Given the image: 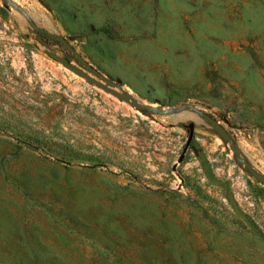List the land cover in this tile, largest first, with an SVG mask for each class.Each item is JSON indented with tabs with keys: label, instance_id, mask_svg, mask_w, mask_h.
I'll return each mask as SVG.
<instances>
[{
	"label": "rangeland",
	"instance_id": "1",
	"mask_svg": "<svg viewBox=\"0 0 264 264\" xmlns=\"http://www.w3.org/2000/svg\"><path fill=\"white\" fill-rule=\"evenodd\" d=\"M202 112L264 174V0H0V264H264V184Z\"/></svg>",
	"mask_w": 264,
	"mask_h": 264
},
{
	"label": "water",
	"instance_id": "2",
	"mask_svg": "<svg viewBox=\"0 0 264 264\" xmlns=\"http://www.w3.org/2000/svg\"><path fill=\"white\" fill-rule=\"evenodd\" d=\"M59 41L69 45L68 41L65 38H63V37H60ZM71 50L74 53H76L73 48H71ZM53 57L56 60H58L60 62H63L65 65H67L70 69L74 70L76 73H78L81 76L85 77L88 80V82L94 83L98 87L103 88L104 90L108 91L109 93L113 94L114 96L118 97L119 99L128 102L131 106L136 107L137 109H139L141 111H153V112H156L158 114H175V113H178V112L184 110L185 108L194 107L192 104H186V105H182V106H179V107H171V108L164 109L162 107L152 106L151 104L141 103L132 94L113 88L112 80L107 78L105 75H103L101 72H99L96 68H94L92 65L87 63L82 58H79L81 60V62L89 70H91L94 74H96L98 77H100L104 82L99 80V79H96V78L92 77L91 75H89L88 73L83 71L82 69L77 68L76 66L72 65L69 62V60L67 58H65V57H61V56H58L56 54H53ZM202 115L213 126V128L217 131V133L223 139H226V140L229 141V143L231 144V149L235 153V156H236V159H237L238 163L243 165L256 179H258L260 182H262L264 184V174L259 172V171H257L247 160H245L241 156L236 144L234 143L233 139L230 136V133L224 127V125H222L216 118H214L212 115H210L208 113L202 112ZM188 127H189V137H188V140H187L186 147L189 145V143H190V141H191V139L193 137V134H194V129H195L194 122H190L188 124Z\"/></svg>",
	"mask_w": 264,
	"mask_h": 264
},
{
	"label": "trees",
	"instance_id": "3",
	"mask_svg": "<svg viewBox=\"0 0 264 264\" xmlns=\"http://www.w3.org/2000/svg\"><path fill=\"white\" fill-rule=\"evenodd\" d=\"M103 30H104V31H108V32H110V30H109L108 27L103 28ZM143 112H144V113H147V111H143Z\"/></svg>",
	"mask_w": 264,
	"mask_h": 264
}]
</instances>
